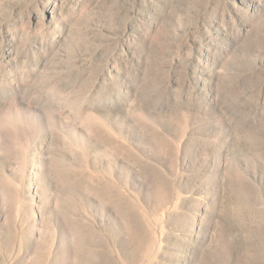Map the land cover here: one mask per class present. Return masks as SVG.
I'll return each mask as SVG.
<instances>
[{"label":"rangeland","instance_id":"374dc122","mask_svg":"<svg viewBox=\"0 0 264 264\" xmlns=\"http://www.w3.org/2000/svg\"><path fill=\"white\" fill-rule=\"evenodd\" d=\"M0 264H264V0H0Z\"/></svg>","mask_w":264,"mask_h":264}]
</instances>
